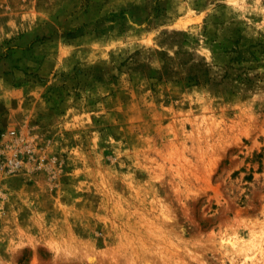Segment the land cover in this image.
<instances>
[{"label":"rangeland","instance_id":"obj_1","mask_svg":"<svg viewBox=\"0 0 264 264\" xmlns=\"http://www.w3.org/2000/svg\"><path fill=\"white\" fill-rule=\"evenodd\" d=\"M0 264H264V0H0Z\"/></svg>","mask_w":264,"mask_h":264}]
</instances>
